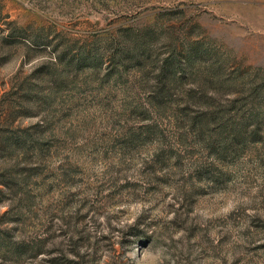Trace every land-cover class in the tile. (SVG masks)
I'll return each mask as SVG.
<instances>
[{
  "label": "rangeland",
  "instance_id": "obj_1",
  "mask_svg": "<svg viewBox=\"0 0 264 264\" xmlns=\"http://www.w3.org/2000/svg\"><path fill=\"white\" fill-rule=\"evenodd\" d=\"M132 238L264 264V0H0V264Z\"/></svg>",
  "mask_w": 264,
  "mask_h": 264
},
{
  "label": "clouds",
  "instance_id": "obj_2",
  "mask_svg": "<svg viewBox=\"0 0 264 264\" xmlns=\"http://www.w3.org/2000/svg\"><path fill=\"white\" fill-rule=\"evenodd\" d=\"M138 207V206H136ZM135 217L132 218L134 220ZM116 223V221H113ZM132 223L131 220H121L118 224V227L125 229L126 224ZM120 234L117 233L119 238ZM134 242L124 245V257L126 264H164V261L168 259L167 250L163 246H156L155 248L151 245L144 249L142 252L139 251L135 238H132Z\"/></svg>",
  "mask_w": 264,
  "mask_h": 264
}]
</instances>
